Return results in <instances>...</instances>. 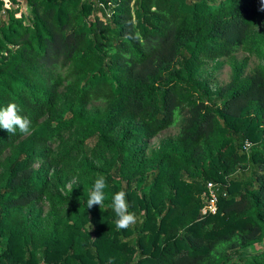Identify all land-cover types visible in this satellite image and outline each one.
I'll return each instance as SVG.
<instances>
[{"label":"trees","instance_id":"1","mask_svg":"<svg viewBox=\"0 0 264 264\" xmlns=\"http://www.w3.org/2000/svg\"><path fill=\"white\" fill-rule=\"evenodd\" d=\"M23 1L0 0V108L31 121L0 129V264H264V0Z\"/></svg>","mask_w":264,"mask_h":264},{"label":"clouds","instance_id":"2","mask_svg":"<svg viewBox=\"0 0 264 264\" xmlns=\"http://www.w3.org/2000/svg\"><path fill=\"white\" fill-rule=\"evenodd\" d=\"M19 111L18 106L14 103L8 104L5 108H0V129L12 135H15L17 130H19L21 134H29L31 131V121L21 116ZM107 186L106 178L103 175L95 179L86 202L87 209H91L93 206L97 205L100 208V206L103 205L105 201L104 190ZM109 207L112 208L117 217L115 220L117 230L128 229L137 223V216L135 213L129 211V205L124 191H119L112 196ZM91 227L92 225L90 224L89 230ZM109 264H111V261H109Z\"/></svg>","mask_w":264,"mask_h":264},{"label":"rangeland","instance_id":"3","mask_svg":"<svg viewBox=\"0 0 264 264\" xmlns=\"http://www.w3.org/2000/svg\"><path fill=\"white\" fill-rule=\"evenodd\" d=\"M14 1H15V5L19 4L20 13H22L23 19L26 20L29 17L28 5H26L23 0H14ZM7 4H8V2H7ZM2 15H3V13H0V20L3 19ZM235 56L237 59H241L243 57V54H242V52H238L235 54ZM254 62H255V58L250 57L249 61L247 62V66L245 67V72H248L252 68ZM229 74H230L229 66H228V63L225 61L218 68V71H217V77H218L219 82L220 83L227 82ZM178 123H179V120H178V118H176V120L173 121V123L168 128L160 131L156 137H154L152 140H150V145L151 146L156 145L157 140L162 136L176 133L177 128H178Z\"/></svg>","mask_w":264,"mask_h":264},{"label":"built area","instance_id":"4","mask_svg":"<svg viewBox=\"0 0 264 264\" xmlns=\"http://www.w3.org/2000/svg\"><path fill=\"white\" fill-rule=\"evenodd\" d=\"M244 144L247 146L249 143L245 142ZM206 186L208 188L209 195H208L207 203L203 207L202 212H205V211L213 212L215 210V200H216L215 193L211 188L210 182H208Z\"/></svg>","mask_w":264,"mask_h":264}]
</instances>
